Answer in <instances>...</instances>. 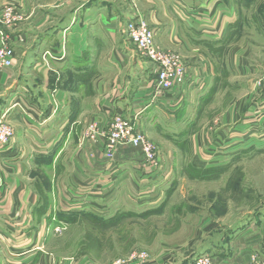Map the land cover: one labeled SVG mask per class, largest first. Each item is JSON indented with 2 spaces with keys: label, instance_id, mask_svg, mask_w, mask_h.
Wrapping results in <instances>:
<instances>
[{
  "label": "crops",
  "instance_id": "1",
  "mask_svg": "<svg viewBox=\"0 0 264 264\" xmlns=\"http://www.w3.org/2000/svg\"><path fill=\"white\" fill-rule=\"evenodd\" d=\"M30 1L0 0V32L16 52L12 67L0 72V120L14 129L12 143L0 148V264H57L49 254L44 257L42 248L43 235L54 231L49 220L63 213L73 220L96 215L84 211L86 203L100 209L105 190L123 182L114 179L123 171L156 169L157 161V169L165 166L162 149L154 163L133 144L107 156L104 134L115 115L130 118L147 136V129L164 131L173 120L187 123L176 138L188 135L190 126L195 127L193 140L206 138L208 130L196 126L224 81L219 60L230 74L237 66L249 72L244 56L227 43L236 20L234 9L221 0H82L60 25L52 0H43L44 8ZM6 5L21 15L34 12L25 22L30 30L2 21ZM132 20L149 24L158 46L182 60L187 81L181 89L154 99L158 70L127 35ZM192 107L197 114L189 120ZM92 124L98 127L95 138L90 137ZM89 187L105 192L98 189L92 194L97 200L89 201ZM254 254L264 258V229L249 225L213 260L251 264Z\"/></svg>",
  "mask_w": 264,
  "mask_h": 264
},
{
  "label": "rangeland",
  "instance_id": "2",
  "mask_svg": "<svg viewBox=\"0 0 264 264\" xmlns=\"http://www.w3.org/2000/svg\"><path fill=\"white\" fill-rule=\"evenodd\" d=\"M221 1L234 9L236 20L227 43L244 56L249 72L242 73L237 66L238 72L230 74L226 62L219 60L224 81L217 85L215 99L196 126L205 127L207 137L193 140L195 127L190 126L188 135L176 138L187 123L173 120L164 131L147 129V137L165 153V166L157 169V161L156 169L123 171L114 178L123 180L121 185L106 192L86 188L92 196L89 201L97 200L92 194L99 189L105 192L106 202L100 209L86 203L89 208L84 211L96 215L64 219L58 232L44 234V257L49 254L59 260L57 264H112L145 251L148 264H186L201 254L213 258L249 225L264 229L260 219L264 215V0ZM43 2L30 1L38 8L45 7ZM81 2L52 0L56 23H67L71 10ZM29 12L28 16L12 14L19 16L15 28L26 24L30 30L25 22L34 12ZM33 36L29 34L30 39ZM196 114V108H190L189 120ZM49 225L54 229V224Z\"/></svg>",
  "mask_w": 264,
  "mask_h": 264
},
{
  "label": "built area",
  "instance_id": "3",
  "mask_svg": "<svg viewBox=\"0 0 264 264\" xmlns=\"http://www.w3.org/2000/svg\"><path fill=\"white\" fill-rule=\"evenodd\" d=\"M15 12L13 7L7 6L2 15V21L9 27L15 26L19 16H12ZM127 32L131 42L137 49L151 60L157 67L158 77L154 99L163 97L167 93L182 88L187 81L186 67L181 59L173 52L161 49L156 43V31L145 21L132 20L127 25ZM7 36L0 32V72L3 68L12 67L16 52L7 42ZM97 124L90 126V137L97 135ZM105 152L112 158L119 148L125 144L139 146L145 153L146 161L154 163L160 155L158 145L151 141L144 131L136 129L134 122L123 114H117L112 118L110 128L104 134ZM14 137V129L7 122L0 120V148L9 146ZM62 227L57 225L54 232H58ZM149 254L145 251L134 253L127 258L115 260L112 264H147ZM190 264H215L210 254H201L194 258ZM251 264H264V258L254 254Z\"/></svg>",
  "mask_w": 264,
  "mask_h": 264
},
{
  "label": "trees",
  "instance_id": "4",
  "mask_svg": "<svg viewBox=\"0 0 264 264\" xmlns=\"http://www.w3.org/2000/svg\"><path fill=\"white\" fill-rule=\"evenodd\" d=\"M60 218H57L56 220H49L51 223L54 221V224H58L61 223L64 219L69 218V215L63 213V214H59ZM63 216V217H61Z\"/></svg>",
  "mask_w": 264,
  "mask_h": 264
}]
</instances>
